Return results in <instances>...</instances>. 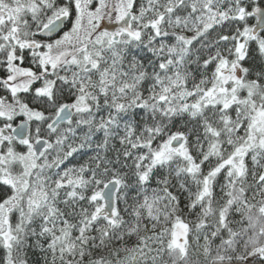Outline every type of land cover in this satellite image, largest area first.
<instances>
[{
	"label": "trees",
	"instance_id": "obj_1",
	"mask_svg": "<svg viewBox=\"0 0 264 264\" xmlns=\"http://www.w3.org/2000/svg\"><path fill=\"white\" fill-rule=\"evenodd\" d=\"M66 4L49 1L36 15L26 14L23 38L41 40L37 32L52 10ZM146 4L137 0L134 9ZM263 4L214 0L226 16L210 24L201 17L202 1L158 0L153 8L164 11L169 33L155 31L160 14L153 10L151 22L136 23L138 36L94 51L98 65L89 69L62 64L42 71L26 50L22 64L39 77L18 96L42 113L30 120L27 140L47 142L31 182L42 184L45 203L35 209L25 193L8 212L14 238L9 247L0 244V264H264L254 254L264 249V131L255 127L264 110V30L252 36L251 13L237 18L239 7L250 12ZM7 29L8 23L1 30ZM2 39L0 96L11 99L9 47ZM223 60L239 62L248 88H238L228 106L206 105ZM118 84H124L120 90ZM74 101L85 107L50 129L58 110ZM177 135L185 155L157 161ZM11 144L25 150L23 142L3 140L0 157ZM234 155L239 162L232 165ZM110 180L119 184L114 216L97 217ZM14 191L0 178V203ZM177 224L186 229L181 245L174 242Z\"/></svg>",
	"mask_w": 264,
	"mask_h": 264
},
{
	"label": "rangeland",
	"instance_id": "obj_2",
	"mask_svg": "<svg viewBox=\"0 0 264 264\" xmlns=\"http://www.w3.org/2000/svg\"><path fill=\"white\" fill-rule=\"evenodd\" d=\"M49 1L52 2L54 0H0V11L3 12L0 14V31H2V26L8 23L7 31H2L0 35L4 43L9 47L8 64L10 74L6 85L12 94L11 99L0 96V117L5 121L2 126L0 125V151L3 140H8L9 143L14 140L11 136L4 135L3 130H10L11 127L22 119L30 121L31 119H39L42 117L40 110L29 107L18 96L20 91L30 89L39 77V73L22 64V55L26 50L30 51L37 58V66L39 69H42V71L47 69L51 72L56 65L59 66L62 64H72L79 67L87 63L98 65V55H94L93 52L95 51L97 54L105 43L112 41L115 37L119 41L125 36L128 39L136 37L135 35L138 36L140 32L136 23L143 22L145 24L150 21L149 15L153 10L160 14L159 17L153 19L155 22L152 25L156 28L155 31L161 34L169 33L166 31V26L163 23L164 11H158L153 7H150L143 17L133 19L129 23L128 30L120 29V23L126 19L125 9L129 7L132 0H106V19L97 22H81L74 18L75 20L70 26L64 28L58 35L51 39H24L23 34H28L27 28H22L23 23H27L25 20L26 14L36 15ZM67 1L71 2L70 0ZM159 1L161 2V0ZM197 1L204 3L201 8V17L205 22L209 20L210 24H216L219 18L226 16V14H222V12L216 10L214 0H189L191 4H195ZM253 1L255 3V0ZM157 3L155 2L154 7L157 6ZM67 8L69 7L66 4L63 7L58 6L52 10L53 13L47 18L48 22L63 14ZM242 9L245 11V14L242 18H239L238 15L237 18L239 19H244L252 11L251 9L249 12L245 6H241L237 9V12L239 13ZM185 18L188 19L187 15H185ZM112 27L115 29L111 30ZM178 28H180V25H177L175 29L181 30V28ZM247 32L245 35H247ZM37 44L40 47L34 48V46H38ZM223 66L228 72L226 74L219 73L220 79L217 85L204 95L203 98L207 99L204 103L206 105L220 104L222 106H228L236 100V90L248 86L245 81L244 69L240 66L239 62L223 60L220 62L218 68L220 69ZM121 85H116L117 90L122 88ZM70 107L76 112L82 110L85 105L79 101H74L70 104ZM17 116L22 118H18L17 122L11 125ZM255 127L258 130L261 129L264 131V110L258 112ZM39 138L36 137L33 141L27 140L23 142L25 145L24 151L16 150L13 147L14 145L11 144L10 149H7L5 153H1L0 161L2 163V172L0 178L15 188L13 197L0 203V244H4L7 247H9L14 238L12 226L10 225L9 230L6 229L8 212L20 202L25 193L31 194L32 198L35 199V205L33 206L35 209L42 207L45 203L40 197L43 188L42 184H35L34 182V186H31V182L33 181L32 173L37 162L36 156L33 153V145ZM171 139L167 147L157 154V161L168 160L177 154L185 155L183 151L185 144L182 143L178 148H171L169 146ZM238 158L236 155L230 161L231 164H237L239 162ZM205 191L206 188L204 187V193ZM27 207L33 208L32 206ZM185 232V226L181 224L176 225L174 230L175 244L181 245L185 240ZM254 254L263 257L264 249H257Z\"/></svg>",
	"mask_w": 264,
	"mask_h": 264
},
{
	"label": "water",
	"instance_id": "obj_3",
	"mask_svg": "<svg viewBox=\"0 0 264 264\" xmlns=\"http://www.w3.org/2000/svg\"><path fill=\"white\" fill-rule=\"evenodd\" d=\"M246 1V0H241ZM3 12L0 11V14ZM245 14V11L242 9L239 13V18H242ZM251 15L256 19L255 24L251 28V35L255 36L258 32L264 30V4L263 5H257L255 6L252 11ZM68 20L67 13H63L54 19H52L50 22H48L45 26H43L37 33V35L42 39H51L58 35L65 27V24ZM90 64L85 65V69H89ZM220 73L226 74L228 71L225 69V67H221L219 69ZM74 115L73 109L70 107V104H66L62 106L55 117L52 119V121L49 123V128L54 129L57 127L60 123L66 122L70 120ZM30 129V121L27 119H22L18 121L13 127H11L10 131L3 130V134L8 136L11 135L12 138L18 142H24L28 138ZM184 141L183 136L177 135L174 136L169 146L171 148H178L180 145H182ZM46 140L44 138H39L35 141L33 145V153L35 156H39L42 151L46 148ZM119 184L117 180H110L108 181L102 188L100 192V198L102 199V207L96 212L97 217H105L107 219H111L114 216L115 213V193L118 188ZM10 223L8 219H6V229L9 230Z\"/></svg>",
	"mask_w": 264,
	"mask_h": 264
},
{
	"label": "flooded vegetation",
	"instance_id": "obj_4",
	"mask_svg": "<svg viewBox=\"0 0 264 264\" xmlns=\"http://www.w3.org/2000/svg\"><path fill=\"white\" fill-rule=\"evenodd\" d=\"M70 1L71 2L69 3L71 4V6L67 8L65 12L63 13H67L68 18H72V21L75 20L74 18H76L77 20L81 22H84V21L97 22V21H101L102 19H106V0H70ZM136 1L137 0H132L129 7L125 9L126 19L123 20L122 23H120V26H119L120 29L128 30L129 23L133 19L137 17H143V15L146 14V11L150 7H154L155 2H157V0H146L147 4L136 10L134 9V5L136 4ZM139 10L141 11L139 12ZM114 29L115 28L113 27L111 28V30H114ZM113 41H118V39H116L115 37ZM38 47H40V45L34 46V48H38Z\"/></svg>",
	"mask_w": 264,
	"mask_h": 264
}]
</instances>
